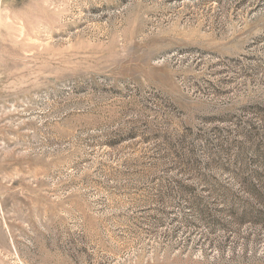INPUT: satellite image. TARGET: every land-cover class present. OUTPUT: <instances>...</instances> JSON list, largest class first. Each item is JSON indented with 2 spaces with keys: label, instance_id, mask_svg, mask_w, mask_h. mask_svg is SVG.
Returning a JSON list of instances; mask_svg holds the SVG:
<instances>
[{
  "label": "rangeland",
  "instance_id": "rangeland-1",
  "mask_svg": "<svg viewBox=\"0 0 264 264\" xmlns=\"http://www.w3.org/2000/svg\"><path fill=\"white\" fill-rule=\"evenodd\" d=\"M0 264H264V0H0Z\"/></svg>",
  "mask_w": 264,
  "mask_h": 264
}]
</instances>
